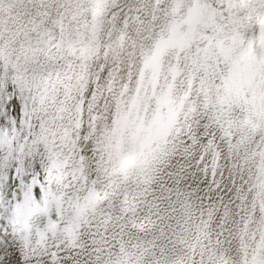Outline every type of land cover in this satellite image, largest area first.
Segmentation results:
<instances>
[{"label": "snow or ice", "instance_id": "snow-or-ice-1", "mask_svg": "<svg viewBox=\"0 0 264 264\" xmlns=\"http://www.w3.org/2000/svg\"><path fill=\"white\" fill-rule=\"evenodd\" d=\"M0 264H264V0H0Z\"/></svg>", "mask_w": 264, "mask_h": 264}]
</instances>
